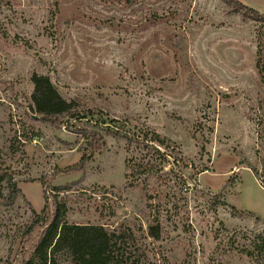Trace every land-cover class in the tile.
<instances>
[{"label":"rangeland","instance_id":"obj_1","mask_svg":"<svg viewBox=\"0 0 264 264\" xmlns=\"http://www.w3.org/2000/svg\"><path fill=\"white\" fill-rule=\"evenodd\" d=\"M34 73L158 131L189 166L127 178L146 151L87 119L45 120ZM0 171V264L30 256L55 201L69 223L129 230L121 264H264V22L222 0H0ZM53 259L76 264L66 248Z\"/></svg>","mask_w":264,"mask_h":264},{"label":"trees","instance_id":"obj_2","mask_svg":"<svg viewBox=\"0 0 264 264\" xmlns=\"http://www.w3.org/2000/svg\"><path fill=\"white\" fill-rule=\"evenodd\" d=\"M230 12L240 14L243 20H255L264 22V14L256 9L243 5L241 0H222ZM259 66L261 59L258 60ZM34 90L32 100L35 111L45 120H58L64 117L77 121L89 120L95 124H101L110 133L127 140L129 144H136L142 151H146L133 165L131 160L127 163V178L131 175L144 176V182H148L154 176L162 178L165 161H172L173 165L188 167L185 157L176 147V144L166 136L146 125L134 124L128 120L111 119L98 109L83 108L78 99H65L51 79L42 74L32 75ZM136 146V147H137ZM138 147V148H139ZM171 159V160H170ZM203 169L199 171H205ZM184 174V172H183ZM185 176V174H184ZM183 176V177H184ZM181 178L186 184L187 178ZM8 180V174L0 171V198L3 197V184ZM144 182L131 184L143 185ZM15 186L16 184L13 183ZM66 206L55 201V211L50 214L46 206L38 215L35 224L42 223L43 230L33 247L30 256L21 264H53L54 254L63 248L68 249L76 264H121L126 252L123 246L127 237V231L120 227L109 228L104 224L69 223L64 220ZM34 225L30 226L29 232ZM162 224L160 219L156 223L148 225L147 235L155 240L162 236ZM130 232V231H129ZM122 243V244H121Z\"/></svg>","mask_w":264,"mask_h":264}]
</instances>
